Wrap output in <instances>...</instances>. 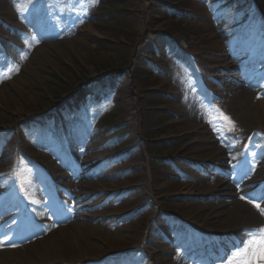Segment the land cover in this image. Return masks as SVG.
I'll list each match as a JSON object with an SVG mask.
<instances>
[{"label":"rangeland","instance_id":"obj_1","mask_svg":"<svg viewBox=\"0 0 264 264\" xmlns=\"http://www.w3.org/2000/svg\"><path fill=\"white\" fill-rule=\"evenodd\" d=\"M257 1L264 9V0ZM106 2L0 0V64L2 71L12 66V74L0 76V210L10 202L17 207L10 191L14 175L31 188L34 164L60 170L62 158L52 151L71 155L82 168L81 183H73L79 186L60 181L52 204L37 208V222L25 219L24 231L38 232L44 219L53 221L59 199L73 204L72 221L47 236L24 232L27 239L14 242L23 246L7 251L5 264H171L172 246L184 235L234 231L257 208L218 175L229 163L248 182L251 167L264 172V85L255 78L263 68L247 69L256 73L250 78L257 84L254 95L232 93L230 82L243 37L250 40L244 62L261 52L250 50L264 41V15L252 6L241 27V13L223 10L220 1L117 0L119 24L129 29L115 31L101 9ZM52 75L64 79L62 87L49 82ZM102 76L118 83L96 107L81 111L91 119L56 118L64 99H82L86 84ZM211 95L235 124L231 131L216 121L217 130L235 136L218 145L208 130L212 108L207 116L188 113L191 100ZM101 117L121 123L128 140L109 136V124L96 123ZM60 131L68 147L50 146ZM79 137L81 144L73 146ZM256 179L247 194L264 203V173ZM220 201L225 205L212 207Z\"/></svg>","mask_w":264,"mask_h":264},{"label":"snow or ice","instance_id":"obj_2","mask_svg":"<svg viewBox=\"0 0 264 264\" xmlns=\"http://www.w3.org/2000/svg\"><path fill=\"white\" fill-rule=\"evenodd\" d=\"M211 115L213 118L208 121L210 124L215 125L216 121H223L226 130H235L234 122L221 110L214 108ZM24 181L28 185L31 184V179L28 177H24ZM35 202V200L32 201V203ZM254 206L264 215V209H261L258 204ZM244 232L247 239L232 243L218 256L223 264H264V227L245 229ZM0 246H3V241H0Z\"/></svg>","mask_w":264,"mask_h":264},{"label":"bare ground","instance_id":"obj_3","mask_svg":"<svg viewBox=\"0 0 264 264\" xmlns=\"http://www.w3.org/2000/svg\"><path fill=\"white\" fill-rule=\"evenodd\" d=\"M245 84H247V85H251V83H249L248 81H246L245 82ZM237 87H235V89H236ZM240 89H241V93L240 94H242V95H249V90H247L246 89V87L245 86H241L240 87ZM239 94V95H240ZM261 105L262 104H264V100H262V102L260 103ZM190 116L191 117H195V118H197V112H195L194 110H191L190 111ZM221 140V139H220ZM227 183H229V181L227 182ZM229 195V194H228ZM219 205H222V206H224L225 205V203L223 202V201H220L218 204H215L214 206H212L213 208L214 207H216V206H219ZM259 220V218H258V216H257V214L256 213H254L253 211H251L249 214H247L246 216H243L242 217V223H237V224H235V226L234 227H236L235 228V230H234V233H233V235H234V237L237 239V240H241L242 239V229L244 228V227H246V226H251V225H256L257 223V221ZM239 224H241V225H239ZM48 226H49V224L48 225H46L45 227H44V229H49L48 228ZM60 228H58V229H56V231H58ZM233 231V230H232ZM229 232V231H228ZM228 237V236H227ZM228 239H230L229 237H228ZM55 241H51V243H54ZM7 251H9V250H7V248L5 249V248H3V247H1L0 246V264H5V261H4V255L7 253ZM49 264H51L52 262H48ZM53 264V263H52Z\"/></svg>","mask_w":264,"mask_h":264},{"label":"trees","instance_id":"obj_4","mask_svg":"<svg viewBox=\"0 0 264 264\" xmlns=\"http://www.w3.org/2000/svg\"><path fill=\"white\" fill-rule=\"evenodd\" d=\"M115 3H117V0H110L109 1V5H107L105 8H104V10H105V12H106V14L110 17V19L112 20V28L113 29H115V31H116V29H120L119 31H121V30H123L124 31V28H128L127 26H124L123 25V23H121V24H119L120 23V16H119V11H118V9L119 8H121V7H119V8H117V6L115 5ZM264 10V9H263ZM166 17L165 18H168L169 16H167V15H165ZM129 29V28H128ZM128 31V30H127ZM124 34H126V32L124 33ZM113 35H115V34H113ZM53 76V78L52 79H50V83L51 84H54V85H56L57 87H62L61 85H60V83L61 84H64V79H60V78H58L57 76H55V75H52ZM59 81V82H58ZM109 81L107 80V79H102V80H99L98 81V83L96 84V86H99V85H102V84H104V85H106V83H108ZM80 105V103L76 100V99H68L67 101H66V103H65V106H70V107H73V108H77L78 106ZM151 149H153L152 147H151ZM153 165H154V163H153Z\"/></svg>","mask_w":264,"mask_h":264}]
</instances>
